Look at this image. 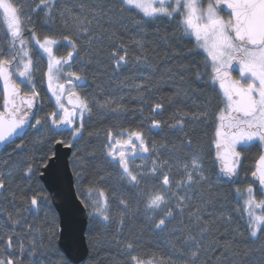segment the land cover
<instances>
[{
	"label": "snow or ice",
	"instance_id": "snow-or-ice-1",
	"mask_svg": "<svg viewBox=\"0 0 264 264\" xmlns=\"http://www.w3.org/2000/svg\"><path fill=\"white\" fill-rule=\"evenodd\" d=\"M41 13L45 17L39 25L46 30L43 36L37 32L34 19ZM0 16L7 25L6 31L0 28V144L15 145L0 162V198L14 200L17 179L39 184L44 171L61 159L62 148L71 154L69 191L75 207L87 219L89 244L98 223L115 224L119 233L130 216L143 215L147 228L167 233L169 254L150 258L131 255L138 243L132 240L124 245L130 254L129 264H264V244L242 251L243 241L238 239L244 235L243 227L249 238L264 240V0H64L63 4L61 0H0ZM57 16L63 29L59 32L53 27ZM157 22L159 27L171 25L173 32L171 37L160 39L171 41L165 57L174 66L159 75V66L148 63L147 55L158 41L150 42L144 32ZM130 32L134 35L127 39L132 43L126 44L125 36ZM175 33L189 38L192 47L185 51ZM61 47L70 50L58 55ZM104 47L110 50L109 59L117 74L129 66L128 49L137 50L135 67L148 74L123 83L141 101L143 93L159 90L164 84L177 85V99L196 95L192 83L217 91L221 98L215 110L211 103H205L191 117L175 113L174 124L150 121L152 129L164 124L180 132L189 121L210 122L214 134L208 151L194 148L191 137L183 139L178 148L175 144L169 147L171 142L157 144L139 129L109 130L102 146L104 163H91L95 153L90 158L79 147L86 117H91L94 109L121 111L124 97L117 99L115 93L123 88L109 85L110 90L99 97L81 96L75 88L84 77L74 68L79 65L82 69L98 60ZM34 55L46 59L47 70L42 75L47 92L54 98L53 110L41 117H37L42 107L34 80L41 68ZM200 55H204L202 64L197 63ZM234 70H238V78L232 75ZM21 85L27 90L22 91ZM163 109L157 102L151 112L157 115ZM29 130L36 133L31 150L17 143L30 134ZM65 133L69 139L63 138ZM253 149L257 152L254 166L245 168V153ZM207 157H212L215 180L206 166ZM149 158L151 167L135 163ZM109 166L118 168L117 179L105 187L112 178ZM241 171L245 179L251 173V182L245 188L233 189L237 202L232 210L237 224L233 228V215H226L223 207L217 206L218 186L220 181L240 184ZM28 191H32L30 186ZM51 199L42 187L31 196L22 194L25 211L39 213L47 206L41 226L23 219L21 209L6 213L7 219L0 222V264H23L24 241L14 244L18 228L32 237L27 249L30 257L37 254L36 237L41 228H47L50 241L60 235L61 222L52 212ZM177 217L179 225L169 229ZM14 248L18 255H14ZM253 251L259 255L253 257ZM75 253L69 246L58 264H77Z\"/></svg>",
	"mask_w": 264,
	"mask_h": 264
},
{
	"label": "trees",
	"instance_id": "trees-1",
	"mask_svg": "<svg viewBox=\"0 0 264 264\" xmlns=\"http://www.w3.org/2000/svg\"><path fill=\"white\" fill-rule=\"evenodd\" d=\"M114 2V0H112ZM64 3V0H61V4ZM44 14L41 13L40 16L34 17L37 23V32L43 36L45 34V29L39 27V25L44 23ZM62 22L59 20V17L56 18V23L53 27L57 32L62 31ZM0 28L4 29V25L1 21L0 16ZM144 32L147 33L149 41H158L152 45V49L147 51L149 57L148 63L152 64L153 67L159 66V72L163 73L167 68L173 67L174 65L166 62L165 53L167 51L166 45L171 43V41H166L160 39L161 37H171L173 35L172 26L165 23L163 27H159V22L153 26L146 27ZM158 33V35H157ZM128 35H134V33H128L125 36V43L131 44L132 42L127 39ZM176 41L180 42L184 47L185 51L192 47V44L189 43V38H183L181 33H175ZM194 40V38H191ZM7 41H4L6 47ZM70 49L59 48L58 55H66L67 51ZM129 52V66L127 68H121L117 72L113 69V62L109 59L110 50L107 47H104V51L98 60H94L91 64L86 65L82 69L79 65L75 69H79L80 73L84 77L83 85L80 86L82 90V96H88L89 98L96 96L99 97L103 92L109 91V85L112 88H116L117 85L123 88V91L116 92L115 95L117 99L120 96L124 97L123 109L117 113H112L108 110H101L98 112L96 109L93 110L91 117L85 121V131L83 134V139L79 141V147L84 149V155L91 158L92 154L95 153V160H90L93 164L104 163L103 160V144L106 142V134L109 130H142L147 137V139L155 141L157 144H165L171 142L175 144L178 148L181 146V141L186 137H191L193 140V147L203 149L205 152L208 151V146L211 142V137L214 134V128L211 126V123L208 124L200 123L198 121H189L185 124V129L183 132L176 131L170 127L164 126L162 124L160 129H152L150 121L152 119L161 120L167 122L168 124H174V114L177 112L187 113L189 117L193 113H196L200 106L205 103H211L212 110H215L217 104H219L220 96L217 91L212 89L204 88L199 83H192L191 87L196 93L193 95L189 93L188 98L185 99L183 95L177 99L176 98V88L175 84H164L159 90L152 89L143 93V100L136 98V93H129L128 88L124 86L125 81H133L141 75H147L148 72L137 70L133 59L138 55L137 50L134 47L128 49ZM122 54V53H121ZM204 60V55L197 57V63L202 64ZM46 60L43 61V68L40 73L36 75L38 78L37 90L40 92V106L42 111L38 112L37 117L43 116L47 112H51L54 108V102L50 97L49 92H47V86L45 83V78H43V72H46ZM24 91L26 87L21 85ZM218 89V85L216 86ZM160 102L164 105L163 112L161 114L153 115L151 112L152 107L155 103ZM2 103V100H0ZM142 125V128H141ZM151 129V130H150ZM30 134L27 135L23 140L18 141L17 143H23L26 146L27 150L32 149L31 141L35 137V130H30ZM60 138V137H58ZM69 139V137H63ZM6 147L5 150L0 154V162L3 159L7 158V152H10L12 148ZM23 155V154H22ZM38 155V153H37ZM214 156V152H213ZM244 167L251 168L254 166V160L257 156L255 149L250 152H246ZM206 166L208 168L209 174L215 180V170L212 164V157L206 158ZM112 174V178L109 185L105 187H110L112 184L116 183V173L118 168L115 166H109ZM107 175V173H105ZM248 179H245V172L241 171L240 179L241 183L237 185H230L227 182L220 181L218 186V207H223L226 215H233L234 220L232 227L235 228L236 224V215L234 210L237 207V202L234 197L233 189L235 187L245 188L248 183L251 182V173H247ZM20 187L17 189L16 186ZM29 186L32 191H35L39 188H43L46 195H49L46 189L44 188L42 182L39 184L35 182H27L22 179H17L13 188L16 189V195L14 200L11 198L4 200L0 198V222H3L7 219L6 213L13 212L14 209H21L22 218L26 219L28 223L41 226L44 224V212L48 211L47 206L42 207V210L39 213H33L25 211L27 208L26 203L22 200L23 192H27L28 196L32 195V191H28ZM10 193L5 192L6 197H10ZM258 198L259 195H258ZM51 205L52 212L55 211L51 200L49 201ZM115 208V205H113ZM51 215V213H50ZM180 217H177L172 224L169 225V229L177 227L179 225ZM242 223V222H241ZM7 229H5L6 231ZM244 235L238 237L239 240L243 241L240 247L241 250H246L247 248H252L253 250L258 249L261 244H264V240H253L249 238L247 231L243 227L240 229ZM223 231V230H222ZM87 241H88V228H87ZM18 240L14 238V244L18 243L19 240L24 241L25 253L23 255V264H30L31 261L42 262V264H58L59 257L62 255V252L59 250L57 245L58 236L54 240H49L48 231L46 227L41 228L40 235L36 237L38 251L35 257H30L27 249L31 242V235L26 231L21 232L20 229H17ZM93 241L89 244V254L85 264H129L130 254L125 251V243L136 240L138 241L135 251L131 255H137L145 258H150L153 254L157 256H167L168 246H167V233L157 234L151 231L145 226V220L143 215L130 216L123 227V229L118 233L117 226L112 224L110 226H105L102 222L98 223L92 231ZM3 251V244L0 243V252ZM14 255H18V250L13 249ZM253 257L259 255L258 252L253 251Z\"/></svg>",
	"mask_w": 264,
	"mask_h": 264
},
{
	"label": "water",
	"instance_id": "water-1",
	"mask_svg": "<svg viewBox=\"0 0 264 264\" xmlns=\"http://www.w3.org/2000/svg\"><path fill=\"white\" fill-rule=\"evenodd\" d=\"M83 83L84 82L81 81L80 85ZM2 88L3 81L0 80V90H2ZM21 89L24 91L22 87ZM26 136L27 135H25L24 138ZM18 141L20 140L18 139L17 142ZM6 147L7 146L0 144V154ZM59 154L61 155V159L54 161L50 170L44 171L41 182L48 194L52 197V205L61 222V227L59 229L60 235H58L57 240L59 250L63 254L66 248L72 246L76 250L75 258L77 264H85L89 254L86 234L88 223L86 217L75 207L69 191V180L71 179V165L69 161L71 154L62 148Z\"/></svg>",
	"mask_w": 264,
	"mask_h": 264
},
{
	"label": "rangeland",
	"instance_id": "rangeland-1",
	"mask_svg": "<svg viewBox=\"0 0 264 264\" xmlns=\"http://www.w3.org/2000/svg\"><path fill=\"white\" fill-rule=\"evenodd\" d=\"M1 21H2V24L4 25V28H5V31L7 30V25H6V22H4L3 21V17L1 16ZM57 52H58V50H57ZM58 54H59V52H58ZM34 59L35 60H38V62H39V64H40V68L42 69L43 68V61L44 60H39V58H37L35 55H34ZM46 60V59H45ZM47 70V69H46ZM74 70H77V69H75L74 68ZM40 73V71H37L36 72V74H35V76H34V80L36 81V87H37V81H38V78H36V75L37 74H39ZM239 77V76H238ZM17 79H19V78H17ZM46 80V79H45ZM45 83H46V86H47V82L45 81ZM75 91L78 93V94H80L81 96H82V90H81V88H80V86L79 87H77V88H75ZM50 94V93H49ZM50 97H51V94H50ZM52 98V97H51ZM52 100H53V102H54V98H52ZM39 103H40V101H39ZM89 117H86V120L88 119ZM85 120V121H86ZM66 138L68 137V134L67 133H65V135H64ZM165 155H167V153H165ZM151 159L152 158H149L148 160H146V161H141L140 159H137L136 161H135V163L136 164H142V163H144V164H147V166L148 167H151ZM214 180V179H213ZM219 184H220V182H219Z\"/></svg>",
	"mask_w": 264,
	"mask_h": 264
},
{
	"label": "flooded vegetation",
	"instance_id": "flooded-vegetation-1",
	"mask_svg": "<svg viewBox=\"0 0 264 264\" xmlns=\"http://www.w3.org/2000/svg\"><path fill=\"white\" fill-rule=\"evenodd\" d=\"M236 68V66L234 65V69ZM232 75L234 76V77H237L238 78V76H239V72H238V70H234L233 72H232Z\"/></svg>",
	"mask_w": 264,
	"mask_h": 264
}]
</instances>
